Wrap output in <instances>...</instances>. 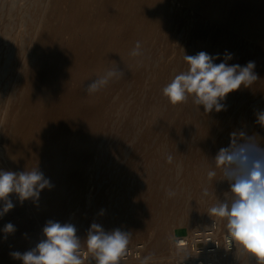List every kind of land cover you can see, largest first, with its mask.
Here are the masks:
<instances>
[{
  "label": "rangeland",
  "instance_id": "1",
  "mask_svg": "<svg viewBox=\"0 0 264 264\" xmlns=\"http://www.w3.org/2000/svg\"><path fill=\"white\" fill-rule=\"evenodd\" d=\"M163 1L168 19L153 28L149 27L155 20L149 2L142 7L134 1L129 4V21L120 19L113 26L116 38L105 43L104 63L97 72L102 77L117 64L125 76L111 88L88 95L86 84L76 76L63 84L61 76L51 79L53 71L62 70L70 58L77 60V51H84L81 45H73L80 26L71 23L75 18L72 0H0V170L11 171L9 155L15 138L22 139V157L33 158L51 154L62 143L68 145L66 152H76L81 138V150L90 154L84 183L66 188L64 211L57 221L74 224L82 242L92 223L106 231L127 232L129 242H143L142 257L126 264H178L174 236L213 220L226 233L225 222L212 219L207 211L217 198H225L229 185L215 182L222 178L219 170L209 181L207 171L219 149L229 145L233 131L264 137L255 115L264 110V46L222 29L218 20L203 16L186 0ZM104 23L97 28H104ZM138 41L142 54L133 57L130 53ZM201 51L220 54L215 63L224 59L225 51L233 54L229 64L255 62L258 79L248 88L229 93L226 110L205 113L191 98L172 105L162 94L163 87L187 69L184 55ZM70 70L72 74L81 71L74 66ZM79 87L83 93L72 109L69 101ZM97 105L100 129L93 138L90 130ZM204 187L207 197L202 195ZM169 191L174 195L169 196ZM10 199L15 207L0 218V229L9 222L20 224L24 215L32 217L28 200L20 201L15 193ZM55 210L54 203L47 208L49 213ZM135 215L150 220L146 233L134 230ZM35 227L40 231L41 224ZM160 229L165 246L153 248ZM3 236L0 231L1 240ZM1 240L0 263L5 248ZM218 264L258 261L236 248Z\"/></svg>",
  "mask_w": 264,
  "mask_h": 264
},
{
  "label": "clouds",
  "instance_id": "2",
  "mask_svg": "<svg viewBox=\"0 0 264 264\" xmlns=\"http://www.w3.org/2000/svg\"><path fill=\"white\" fill-rule=\"evenodd\" d=\"M141 54L138 41L130 55ZM232 57L233 54L225 51L224 59L215 63L220 54L212 56L201 51L196 55H184L187 69L163 87V96L172 105L191 98L197 109L203 106L205 113L226 110L224 101L229 93L242 86L248 88L258 79L254 61L246 65L229 64ZM124 76V70L116 64L102 77L88 83L84 91L93 95L110 81ZM255 115L256 123L264 128V110ZM167 159L171 162L172 156ZM217 170L222 178L215 182L226 181L229 191L223 200L217 198L207 214L225 222L226 238L230 245L235 244L239 253L255 257L258 264H264V137L258 133L249 135L243 130L230 133L229 145L221 147L211 161L207 171L209 181L217 176ZM50 186V181L37 168L19 172L0 170V218L15 207L10 194L15 193L20 201L38 199L40 192ZM168 195L174 193L169 191ZM202 195H209L207 187L203 188ZM0 231L6 239L16 228L9 222ZM43 236L34 248L13 251L10 256L22 264H91V260L95 264H120L130 238L119 228L106 231L101 225L92 223L82 242L74 224L55 220L46 222Z\"/></svg>",
  "mask_w": 264,
  "mask_h": 264
},
{
  "label": "bare ground",
  "instance_id": "3",
  "mask_svg": "<svg viewBox=\"0 0 264 264\" xmlns=\"http://www.w3.org/2000/svg\"><path fill=\"white\" fill-rule=\"evenodd\" d=\"M133 1L138 5L137 7H142L149 2V11L155 16V20L149 22V27L153 28L152 26L157 24L161 25L168 19L166 15V4L163 0H72L71 7L74 11L75 18L71 23L74 26L76 24L80 26L73 45L77 47L81 45L80 49L84 51H77V60L70 58L69 62L64 63L63 69L58 70L60 73L57 74L58 71H53L51 79L54 80L56 76H61L63 84L73 75L87 85L92 80L99 78L100 76L97 72L104 63L103 50L105 43L108 40L112 41L116 38V34L112 33V28L117 21L119 22L120 19L124 23L129 21V13L131 12L129 4H132ZM186 1L189 5L197 7L203 16H211L218 20L221 23L222 29L235 31L239 35L253 39L261 46H264V0ZM102 21L105 22L104 28L98 29L97 27ZM90 48L91 51L89 52ZM72 66L74 68L78 67L81 70L80 73L72 74L70 70ZM114 83L115 80L110 81L107 87L111 88ZM81 90L79 87L74 97L69 101L72 109L75 106L74 102L83 93ZM70 111L69 108L68 116L72 118ZM18 117L20 122L24 121L23 115H19ZM92 122L93 129L90 130V136L94 138L98 136L100 129L98 105L95 108V115L93 116ZM62 144L51 154L33 158L30 155L28 157H22V153L20 152L24 146L21 138H15L11 142L9 155L11 171L19 172L37 168L50 181L51 186L43 189L38 199H27L32 217L24 215L23 221L20 224L17 223L14 225L16 231L13 234L7 235L6 239L5 234L2 240L0 239L5 244L3 250L4 257H2L0 264H22V261L13 259L10 253L13 251L25 252L34 248L37 243L44 239L43 227L46 222L48 220L57 221V218L62 216V212L64 211L62 200L64 199L66 188L69 185L81 187L84 183L85 176L83 173L86 163L90 159V154L87 151L81 150L83 141L81 138L78 140L76 147L79 149L73 153L66 152L68 145ZM53 203L56 205V210L49 213L47 208ZM134 217L136 222L134 230L140 233H146L150 226V220L147 218L141 219L137 215ZM163 219L167 220V217ZM37 222L41 224L40 231L35 227V223ZM40 232L41 235L39 234ZM173 240L174 238L172 239V244ZM165 243L164 230L160 229L155 235L152 247L159 249L164 247ZM129 262L123 261L120 264Z\"/></svg>",
  "mask_w": 264,
  "mask_h": 264
},
{
  "label": "built area",
  "instance_id": "4",
  "mask_svg": "<svg viewBox=\"0 0 264 264\" xmlns=\"http://www.w3.org/2000/svg\"><path fill=\"white\" fill-rule=\"evenodd\" d=\"M215 221L196 226L185 235L174 236L172 248L178 258V264H218L223 255L235 252V244L230 245L220 223ZM144 250L143 242H129L120 262L137 261L142 257ZM92 262L95 263L94 260H91Z\"/></svg>",
  "mask_w": 264,
  "mask_h": 264
}]
</instances>
